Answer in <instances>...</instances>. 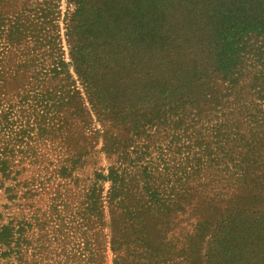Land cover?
<instances>
[{
    "label": "trees",
    "instance_id": "obj_1",
    "mask_svg": "<svg viewBox=\"0 0 264 264\" xmlns=\"http://www.w3.org/2000/svg\"><path fill=\"white\" fill-rule=\"evenodd\" d=\"M8 1L0 173H18L4 153L15 127L21 144L35 129L57 140L58 264H106L108 253L112 264H264V0L219 5L198 46L184 31L82 37L90 4L68 0V60L56 5L9 14ZM28 220L0 225L1 258L49 264L43 241L30 247L27 235L44 215Z\"/></svg>",
    "mask_w": 264,
    "mask_h": 264
},
{
    "label": "rangeland",
    "instance_id": "obj_2",
    "mask_svg": "<svg viewBox=\"0 0 264 264\" xmlns=\"http://www.w3.org/2000/svg\"><path fill=\"white\" fill-rule=\"evenodd\" d=\"M227 1L232 0H88L91 7L89 20L91 19L94 26L93 29H89L88 23L87 29H79V31L82 37L89 31L100 37L106 31L116 29L126 31L155 29L156 33L161 35L164 32L184 31L194 37L190 44L198 46L202 37L208 36L212 29L217 28V8ZM8 2H10L7 7L9 14L17 13L22 8L33 13L40 7L48 8L56 5L54 23L57 25L65 59L68 60L69 49L65 27L75 9L72 2L68 0H9ZM82 25L84 22L80 27ZM81 41L90 45L84 38H81ZM18 89H21L20 85L15 83L9 86L10 95H15ZM16 100L14 97L12 102ZM25 110L24 115L29 116L30 124L34 125L32 121L36 116L35 112L30 108ZM26 120L27 118L24 121ZM53 124L57 126V120L52 118L51 112H48L44 125L53 128ZM29 135L32 138L21 144L16 140L20 137L18 128L15 127L13 136H16V139L10 144L12 151L4 152L13 162L14 170L18 173H13L15 174L13 179H5L0 173V225L7 224L10 219L28 220L34 212L38 216L43 214L45 218L43 230H39V227L32 223L33 227L27 231L30 247H37L38 243L43 241L42 253L49 259V264H58V156L55 150L57 140L50 136L51 133L40 136L36 129ZM2 151L0 147V153ZM90 172L91 168L86 167L77 175L85 179ZM72 201L75 202V199ZM42 233L47 235L42 236ZM1 251L0 249V264L8 262L19 264L13 255L10 258H1ZM26 251L31 259V253L34 251L31 249ZM111 258L112 254L108 253L106 264H112ZM38 264L43 262L40 261Z\"/></svg>",
    "mask_w": 264,
    "mask_h": 264
}]
</instances>
